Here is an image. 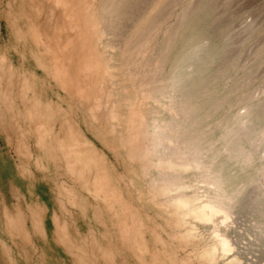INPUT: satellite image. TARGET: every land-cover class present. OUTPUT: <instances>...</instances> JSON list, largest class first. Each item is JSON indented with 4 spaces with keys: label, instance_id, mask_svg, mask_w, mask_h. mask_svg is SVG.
<instances>
[{
    "label": "bare ground",
    "instance_id": "bare-ground-1",
    "mask_svg": "<svg viewBox=\"0 0 264 264\" xmlns=\"http://www.w3.org/2000/svg\"><path fill=\"white\" fill-rule=\"evenodd\" d=\"M216 3L0 0L5 264H264V22Z\"/></svg>",
    "mask_w": 264,
    "mask_h": 264
},
{
    "label": "rangeland",
    "instance_id": "rangeland-1",
    "mask_svg": "<svg viewBox=\"0 0 264 264\" xmlns=\"http://www.w3.org/2000/svg\"><path fill=\"white\" fill-rule=\"evenodd\" d=\"M215 3L218 5L217 9H220L221 11L223 10V17H222L223 19L222 20H224V22L226 24L228 23L229 32H232L230 40H232L234 42L239 41V39L241 38V35L243 33L240 32V29H242L245 26V24L251 22V24L255 23L254 25H260L261 23L264 22V20H263L264 19V0H219V1L215 0ZM246 20H248V21H246ZM257 21H258V23H257ZM240 25L242 26V28H240L241 27ZM232 38H235V39H232ZM236 38H238V39H236ZM248 49H249V45L243 49L244 51L242 50L241 59H245L247 57ZM261 67L263 68V70ZM261 67H259V69L261 72H263L264 71V64H263V66L261 65ZM259 69H258V72H260ZM4 143L5 142L3 141L2 137L0 136V147H1V149H0V151H1V153H0V156H1L0 164L6 165V166H4V170L2 172L3 173L2 174L3 179L1 181L0 187L3 189L2 192L5 194L4 195L5 201H6L7 205L10 207V203L14 202V198L10 195V191H9L10 186L7 183V179H8L7 175H9V177H11L12 180L14 179L13 177H15V176L10 173V171H13L14 165H13V160L10 157V148H8V146H5ZM2 183H3V185H2ZM38 185H39L38 186L39 192L42 193L44 200L50 201L49 200L50 198L47 197L48 195L44 194V192H43V190H46V185L43 183H40ZM49 203L51 204L50 207H52V206H54L55 202L51 201ZM0 237L4 238L7 242L10 243V239H9L6 231L4 230L3 220L1 218V216H0ZM0 264H5L3 261L2 255H1V247H0Z\"/></svg>",
    "mask_w": 264,
    "mask_h": 264
},
{
    "label": "crops",
    "instance_id": "crops-1",
    "mask_svg": "<svg viewBox=\"0 0 264 264\" xmlns=\"http://www.w3.org/2000/svg\"><path fill=\"white\" fill-rule=\"evenodd\" d=\"M14 188L13 186V182H10V195L14 198V202L13 203H10V207H15L16 205V198L12 195V189Z\"/></svg>",
    "mask_w": 264,
    "mask_h": 264
}]
</instances>
